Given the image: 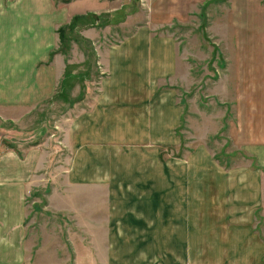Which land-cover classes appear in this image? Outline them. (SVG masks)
Returning a JSON list of instances; mask_svg holds the SVG:
<instances>
[{"label":"rangeland","instance_id":"1","mask_svg":"<svg viewBox=\"0 0 264 264\" xmlns=\"http://www.w3.org/2000/svg\"><path fill=\"white\" fill-rule=\"evenodd\" d=\"M53 1L68 14L66 29L59 34L61 25L55 28L53 59L61 73L68 67L72 84L62 92L64 72L52 99L0 108V156L15 152L23 159L41 151L50 167L37 173L39 184L25 200V225L36 233L40 262L232 264L242 259L245 252L231 242L238 235L230 225L238 219L224 217L241 208L264 215V199L257 210L239 204L254 199L256 185L264 197L262 39H228L236 29L221 20L228 0ZM15 14L0 12V27H6L0 39H30L29 19L15 22ZM140 27L157 39H126ZM112 49L146 50V80H123L146 84L136 93L146 99V118H141L146 140H111L102 132L103 139L92 141L97 153L84 160L97 171L69 172L63 167L69 162L72 167L76 156L64 144L66 131L109 78ZM123 110L128 111L119 108V120L125 121ZM117 127L115 136L125 125ZM79 178L89 181L83 189L73 184ZM144 180L146 220L121 219L130 211L114 201L127 198L128 186ZM116 187L124 191L121 196L113 192ZM73 205L97 208L98 220L79 219L67 210Z\"/></svg>","mask_w":264,"mask_h":264},{"label":"crops","instance_id":"2","mask_svg":"<svg viewBox=\"0 0 264 264\" xmlns=\"http://www.w3.org/2000/svg\"><path fill=\"white\" fill-rule=\"evenodd\" d=\"M0 12L16 13L15 22L27 24L29 19L32 28L29 34L30 39H5V37L0 39V108L34 107L52 99L56 94L58 79L65 72L61 73L63 70L57 60L53 59V53L58 46L55 28L68 24L65 22L68 20L66 10L56 7L53 0H3V3H0ZM226 12L227 14H223L221 19L222 23L230 28H236L228 39H262L264 44V0H228L224 13ZM56 16L58 22H64L58 24L54 19ZM5 30V26L0 27L2 35L3 33L6 35ZM126 39L157 38L152 36L151 31L146 33V28L140 27ZM146 59V50L136 52L111 50L107 60L109 78L99 86V91L92 99L89 108L76 116L74 130L66 131L64 144L73 148L76 160L72 163V167L70 162L69 165L65 164L64 170L85 171L88 168V170L97 171V165L92 169L87 163L85 164V161L91 158L89 153L94 155L97 153L98 146L93 145L92 141L100 140L102 132L108 131L105 138H113V140L122 139L129 142L146 140V122H141V118H146V106H144L146 99L141 100L136 94L144 91L146 84L123 83L128 76L131 80H146ZM259 60L264 66V48ZM117 78L120 84L116 83ZM262 82L264 91V79ZM262 97L264 103V93ZM123 107L128 110L122 111L123 117H128L125 121L119 120L118 109ZM119 123H123L125 127L121 132L117 131L118 136H115L112 133L118 129ZM73 132L75 138L72 137ZM119 133L122 135L119 136ZM263 144L262 149H264ZM48 169H50L48 161L42 156L41 151L28 153L23 159L15 152L0 156V264H48L40 262L38 256L40 249L38 250L34 239L36 233L25 225L28 215L26 197L39 184L37 178L35 179L37 173L48 171ZM88 182L87 178H79L73 184H78L77 187L83 189L89 184ZM128 187L127 194L131 193V195H127V198L121 196L120 192L124 193V191H120V188H112L113 192L116 190L121 196V199L116 196L119 200L114 203L121 202L122 211H130L129 217L126 214L120 218L128 219L132 223L136 220H146V181L144 180L143 183L137 181ZM260 195L262 192L256 185L254 199L240 198L242 201L239 204L246 203L248 209L255 205L253 207L257 210L256 205L264 199ZM234 200L235 198L232 197L227 204L231 206ZM81 202H79L80 205ZM110 202L112 203L111 200ZM71 207L72 210H67L76 214L79 219L90 216L97 221L99 218L97 208L89 210L86 205L79 208L75 205ZM117 209L114 212H119ZM241 209L236 213L229 212L224 217L225 220L231 221L238 219V223L232 222L230 225L231 230L236 232L233 235H238L237 238L232 236L231 242L236 245L231 247L238 252H245L242 259L235 260L232 264H264V225L261 222L264 215L258 218L257 214H254L255 211L248 214L245 211L246 208ZM141 213L144 216H140ZM113 218L119 217L113 216ZM120 230L119 232H122ZM125 233L133 235L128 231ZM140 234H146V231ZM223 242L226 246V242L224 240Z\"/></svg>","mask_w":264,"mask_h":264},{"label":"trees","instance_id":"3","mask_svg":"<svg viewBox=\"0 0 264 264\" xmlns=\"http://www.w3.org/2000/svg\"><path fill=\"white\" fill-rule=\"evenodd\" d=\"M76 19H78V18H76ZM66 26H62L60 29H59V31H58V33L59 34H61V32L62 31H64L66 28H65ZM60 41L63 43L64 42V35H61V37H60ZM68 68V67H67ZM67 68H66V71H65V78H64V80H63V82H62V92H64L63 91V87L65 88V89H68L69 87H68V83H70V84H72L71 83V78L73 77H70V73H68V70H67Z\"/></svg>","mask_w":264,"mask_h":264}]
</instances>
